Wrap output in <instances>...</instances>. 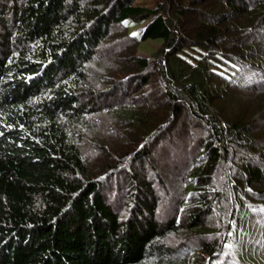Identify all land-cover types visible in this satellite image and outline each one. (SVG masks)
<instances>
[{"label":"trees","instance_id":"obj_1","mask_svg":"<svg viewBox=\"0 0 264 264\" xmlns=\"http://www.w3.org/2000/svg\"><path fill=\"white\" fill-rule=\"evenodd\" d=\"M133 1L0 0V264H264L252 259L256 250L264 258V245L250 251L245 236L248 216L264 223L262 163L236 158L234 145L250 149L248 124L216 118L217 95L205 89L219 80L264 90L254 61L263 55L238 45L264 35L255 31L264 0H215L213 12L200 9L214 0ZM190 13L209 15L194 38L180 26ZM149 18L141 37L131 33L128 22ZM150 38L163 40L161 53L90 86L102 42L127 50ZM155 65L169 99L144 103L131 90L155 94ZM186 107L209 136L194 145L177 196L147 167ZM120 129L124 145L108 144ZM95 149L106 156L96 165Z\"/></svg>","mask_w":264,"mask_h":264},{"label":"rangeland","instance_id":"obj_2","mask_svg":"<svg viewBox=\"0 0 264 264\" xmlns=\"http://www.w3.org/2000/svg\"><path fill=\"white\" fill-rule=\"evenodd\" d=\"M188 1V0H187ZM186 1V3H187ZM134 4L155 9L158 5H162L165 3L164 0H134ZM218 4L216 1H209L206 4H203L201 7V11H216ZM201 12V13H202ZM209 15L206 13L204 16H193L191 13L185 17L187 22L180 23L181 29L184 32H194L192 37H196L198 31L203 28V22ZM152 19L149 18L148 20H144L139 23L135 22H128L130 25V31L132 34H136L139 37L142 36L143 30L148 26L149 22ZM184 23V24H183ZM183 25V26H182ZM255 31L257 32L259 29L264 30V22L258 21L255 23ZM111 31L114 36H116V31L118 30L116 26L111 27ZM264 35L262 33L256 34L253 37L248 39L247 37H243L242 41H238V45H241L243 48H251L253 46L254 52L258 53V55H263L261 59H254V61L264 65ZM114 38V37H113ZM116 43V42H115ZM232 43V42H231ZM229 43V44H231ZM250 43V44H249ZM234 44V43H233ZM232 44V46H234ZM104 47L107 53L102 52L101 58L99 60L94 61L93 70L97 73L94 76L95 78L92 80L93 82L90 83L91 87H103V84L100 83V77L103 75H108L114 78H118V76H125L126 74H134V71L137 70L136 67V58H150L155 53H161L164 48V43L162 39H151L150 40H143L140 43L134 44L132 47H128L127 50L123 48L121 45H112L111 40H106L101 43L102 50ZM108 47L110 49H108ZM238 48L239 46L235 45ZM158 62V61H157ZM156 66V65H155ZM126 69V70H125ZM129 70V71H128ZM157 73L155 74L156 82L158 83L153 89L155 90V94L149 95L148 89L145 88V91L142 92L141 89L135 87V89L131 90V93H135L134 95L139 97L138 99L143 98L149 99L156 97L158 101L167 102L169 98H167L168 93L167 90L169 89L170 85L166 87V83L163 82L161 73L159 72V66L155 67ZM100 76H99V75ZM174 83V84H173ZM152 87H153V83ZM182 85V83H180ZM180 85V86H181ZM175 82L171 83V89L177 92H180V87ZM205 89L208 92L216 93V101L212 107V114L216 118L221 121H226L228 126H232L234 124L238 125H245L248 124V129L251 131L250 136L252 137V141L250 142V149H245V146L237 147L234 145L233 152L236 154L237 157H245L251 160H258L261 162V167L264 170V90H257L254 88H243L241 86H232L229 87L224 85V82L216 80L215 84L209 82L206 84ZM170 91V90H169ZM181 93V92H180ZM149 95V96H148ZM121 96V95H120ZM120 98V97H119ZM148 100V99H147ZM127 101V100H125ZM183 117L182 119L175 125V127L169 132L168 135L155 147L152 153V162L149 163L147 170L149 172L155 170V165L160 171L163 180H165V186H159L158 189L163 190L167 188L168 191L172 190L175 195L180 196L182 195V182L185 179L182 177V174L186 172L193 165L191 162L194 160L196 155V150L194 145L199 143L202 140L208 139L209 131L206 129L204 122L197 123L195 122V118L186 107L182 112ZM99 121V130L105 131L107 133L110 132L109 128H112V122L109 119V116L98 115L96 116ZM114 130V129H113ZM120 133L118 135H110L107 137V143L109 142H118V145H124L120 138L123 137L124 130H119ZM242 142L238 144L241 145ZM109 149L107 150L108 153L112 152L114 155H119V149L113 150L112 145H108ZM113 147L116 149L115 145ZM245 147V148H244ZM94 149V148H93ZM97 149L94 150L92 155L95 157L93 158L92 164H97L96 162L104 161L106 158L105 154L96 156ZM190 165V166H189ZM246 170V169H245ZM264 174V173H263ZM257 188L264 189V182L262 185L256 186ZM162 196V195H161ZM164 197V196H162ZM166 212L168 209H164ZM165 212V213H166ZM168 213V212H167ZM214 218H219L218 215H214ZM251 217H247V225L251 226L250 235H245L247 241L249 242V250L252 251L254 246L256 249H260L261 246L264 245V223L261 224L255 223L254 220H249ZM264 222V219H263ZM245 231L248 233L249 229ZM246 233V234H247ZM242 235V234H241ZM192 238L191 240H193ZM244 240V234H243ZM245 241V240H244ZM256 258V261L260 260V263H264L262 259H264L259 253V250H256L253 253L252 259ZM254 260V259H253ZM196 264L198 261L194 260Z\"/></svg>","mask_w":264,"mask_h":264}]
</instances>
